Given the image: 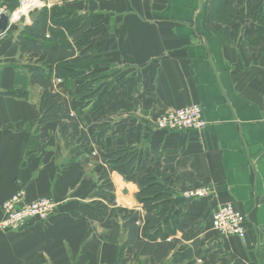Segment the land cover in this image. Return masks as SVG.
Listing matches in <instances>:
<instances>
[{"label": "crops", "instance_id": "0c3cea01", "mask_svg": "<svg viewBox=\"0 0 264 264\" xmlns=\"http://www.w3.org/2000/svg\"><path fill=\"white\" fill-rule=\"evenodd\" d=\"M48 3L90 19V39L107 60L94 69L103 71L108 88L98 110L73 100L92 137L88 146L63 138L57 123L37 128L42 90L30 83L18 43L23 27L0 30V222L3 203L20 188L27 201L56 202L47 221L0 229V264H175L123 246L125 235L111 241L118 207H125L118 192L130 203L139 191L108 170V149L127 144L148 163L138 177L156 171L168 180L182 220L176 236L201 243L196 264H264V22L258 20L264 0ZM13 90L29 93L18 97ZM190 104L203 107V129L153 127L161 113ZM102 122L109 126L99 128ZM102 168L114 183L116 204L101 187ZM199 185H209L211 194L184 199L186 189ZM227 201L249 217L245 239L212 229L213 212ZM135 207L141 208H128Z\"/></svg>", "mask_w": 264, "mask_h": 264}, {"label": "trees", "instance_id": "16d2710c", "mask_svg": "<svg viewBox=\"0 0 264 264\" xmlns=\"http://www.w3.org/2000/svg\"><path fill=\"white\" fill-rule=\"evenodd\" d=\"M18 0H0L14 9ZM37 21L24 25L18 37L21 52L30 64V83L41 87L39 108L34 116V126L57 123L63 138L84 148L92 137L82 126L73 106L78 99L81 107L91 105L98 110L108 88L100 81L103 71L96 65L107 64L98 55L99 45L90 39L91 22L78 11H67L64 6L41 10ZM258 17V13H256ZM260 17V16H259ZM259 22H264V19ZM238 34H236V37ZM15 96H27L28 90H13ZM102 122L99 128H107ZM109 171L117 170L127 179H136L147 170V161L139 158L130 145L109 148L106 158ZM99 181L111 204H116L115 186L106 169L99 170ZM141 208L119 207L111 241H120L123 246H132L141 256H152L157 263L171 257L175 264H196L202 252L200 241L185 243L178 238L182 229L181 214L173 208L174 198L169 182L156 171L140 179L136 193Z\"/></svg>", "mask_w": 264, "mask_h": 264}, {"label": "built area", "instance_id": "2783aa9c", "mask_svg": "<svg viewBox=\"0 0 264 264\" xmlns=\"http://www.w3.org/2000/svg\"><path fill=\"white\" fill-rule=\"evenodd\" d=\"M12 21V17H11ZM155 129L169 131L201 130L206 121L203 107L190 104L181 108L169 109L152 121ZM211 194L209 185L192 186L183 192L186 200H200ZM56 208V202L48 196L27 201L25 190L20 188L3 203L4 218L0 222L2 230H17L31 220L47 221ZM249 217L238 210L231 201L224 202L212 214V229L223 238L245 239Z\"/></svg>", "mask_w": 264, "mask_h": 264}, {"label": "rangeland", "instance_id": "374dc122", "mask_svg": "<svg viewBox=\"0 0 264 264\" xmlns=\"http://www.w3.org/2000/svg\"><path fill=\"white\" fill-rule=\"evenodd\" d=\"M43 1V0H42ZM45 1H48L49 2V0H45ZM18 4L15 6V8L14 9H11V8H9L8 7V5L7 4H2L0 7H1V13H3V12H6V13H8V14H10L11 16H13L12 17V22H11V24H10V28L11 27H16V26H19L20 28H22L24 25H27V24H31L32 22H31V19H30V15L31 14H29V15H21V16H19L18 17V19L17 20H15V21H13V18H14V14L16 13V10H18L19 9V7H20V0H18V2H17ZM50 7V5L48 6V7H43V8H41L40 10H43V9H46V8H49ZM37 9H35V11H36ZM15 12V13H14ZM34 12V11H33ZM33 12H31V13H33ZM17 28V27H16ZM140 177H138V178H136V179H128L129 181H133V182H135L138 186L140 185ZM118 196H119V199H120V204L121 205H125V207L124 208H128V207H134V206H136L137 204L140 206V207H142L141 206V204H140V202L137 200V197H136V200H135V202L134 201H130V203L128 202L129 200L128 199H124V197H123V195H122V193H119L118 192ZM122 197V198H121ZM134 203H137V204H134ZM119 208V207H118Z\"/></svg>", "mask_w": 264, "mask_h": 264}, {"label": "bare ground", "instance_id": "6f19581e", "mask_svg": "<svg viewBox=\"0 0 264 264\" xmlns=\"http://www.w3.org/2000/svg\"><path fill=\"white\" fill-rule=\"evenodd\" d=\"M48 1L45 0H20V7L16 10L14 14L13 21L17 20L19 16H25L32 14L31 12L35 11V9L40 10L43 7L48 5ZM13 17V16H12Z\"/></svg>", "mask_w": 264, "mask_h": 264}, {"label": "water", "instance_id": "95a60500", "mask_svg": "<svg viewBox=\"0 0 264 264\" xmlns=\"http://www.w3.org/2000/svg\"><path fill=\"white\" fill-rule=\"evenodd\" d=\"M42 11L41 10H36L34 11L31 15H30V19L32 22H35L37 21V19L39 18V16L41 15ZM11 15L6 13V12H3L1 13L0 15V30L2 32H6L7 29L9 28L10 26V21H11Z\"/></svg>", "mask_w": 264, "mask_h": 264}]
</instances>
